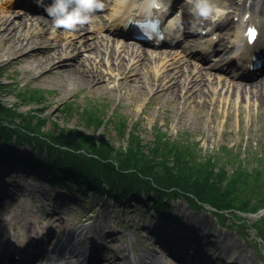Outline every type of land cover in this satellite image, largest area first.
Masks as SVG:
<instances>
[{
    "label": "rangeland",
    "instance_id": "rangeland-1",
    "mask_svg": "<svg viewBox=\"0 0 264 264\" xmlns=\"http://www.w3.org/2000/svg\"><path fill=\"white\" fill-rule=\"evenodd\" d=\"M237 1L235 0V3ZM232 2L217 0L220 6L229 5ZM20 4L18 0H0V17L9 9L12 12L10 20L17 21L19 14L25 13ZM33 6L30 8L34 11L28 12V15L35 14L41 19L46 16L42 13L44 11ZM188 9L189 6L187 7L189 12ZM107 11V8L97 10L96 19L106 23ZM6 15L9 13L6 12ZM227 16L229 18V15ZM230 24L232 25L231 20ZM46 28L49 31L46 35L59 40L63 39L64 42L65 40L71 41L73 33L57 28V26L47 27L35 21L23 29L26 34L30 35L37 34ZM92 34L85 33L87 42L97 40L96 35ZM125 40L133 42L142 50H148L151 54L158 51L153 46L144 45L135 40ZM80 51L77 59L80 62L87 61L86 56L90 55V52L87 49ZM60 56L66 59L68 54L62 51L57 56L58 65ZM126 57V61L131 59L129 56ZM209 61L214 64L212 60ZM70 62L77 61L71 60ZM107 65L104 70L108 72ZM154 65L143 66L136 78L131 76L128 81H122L118 76L110 78L105 72L104 81L88 84L77 81L71 75L64 73L65 70L60 65L57 71L44 74L49 69L48 64L43 68L31 57L18 60L15 49L10 44L0 41V67L3 72L1 79L11 84L0 92V98L6 104L17 103L20 111H26L30 107L17 101L16 95L11 92V87L19 84L23 88L31 86L44 90L46 99L41 107L44 110L41 114L51 117L60 125L67 126L78 125V118L77 114L68 118L62 116L60 108L66 102L75 100L76 104L81 105L85 104L88 98L97 99L104 105L106 104L105 112L108 114L117 111L125 115L131 123L140 122L142 137L145 141L154 138V127L159 124L173 137L183 134L190 136L191 140L197 141L205 150L213 151L222 145H228V147L233 145V148L244 152L253 149L256 152H264V94L262 99L256 100L248 95L240 94L239 91L233 93L230 89L222 88L220 84H217L215 89L219 90L220 96L214 104L212 100L215 99V95H210L211 102L207 104L200 102L202 99L193 98L192 101L188 100L185 106V103L176 100L171 95L157 96L154 89H147L146 86L138 87V84L147 83L158 72ZM149 69H153L152 74ZM231 72L236 71L232 69ZM211 73H218L221 75L220 78L225 77V74L221 72L212 71ZM213 74H209L208 78L212 79ZM261 76H249L248 80L245 78L236 80L251 83ZM32 106L38 108L39 105ZM110 134L116 144H120L113 132ZM27 150L28 146L23 143L16 144L13 148L14 153ZM6 199L7 204H10L9 208L12 207L18 216L7 223L5 231L10 238L0 237V253L5 250L8 243L11 247L25 244L28 236L33 237L38 232L37 230H52V236L57 235L58 238H62L65 232L72 230L75 224H81L85 227L79 234L73 233L70 236L71 241L75 242L83 237L86 240L85 244L87 245L88 242L92 246V256L101 257L94 264H106L103 258L110 259L109 264H115L114 252L119 253L122 249L132 257L137 253L155 252L162 264H182L184 259L177 260L169 254L170 252H163L156 243L161 236L159 229L175 224L184 230H188V227L194 228L197 237L199 233H207L211 236L212 247L220 250L219 255L225 254L229 260L224 264H264V256L254 250L249 234L248 237L243 238L242 234L232 225V219L224 215L225 221L218 222L208 210L194 209L182 198L170 200V209L166 216H152L145 211L143 200L133 207L130 201L125 204L123 200L112 203L110 198L106 201L98 200L93 194L69 191L60 184L54 185L51 189L48 180L41 173L29 170L22 165L8 166L0 162V201ZM89 206H91L90 212L88 211ZM246 216L249 221H252L259 215L247 214ZM48 255L51 256L50 253ZM133 264H140V261L135 260Z\"/></svg>",
    "mask_w": 264,
    "mask_h": 264
},
{
    "label": "trees",
    "instance_id": "trees-1",
    "mask_svg": "<svg viewBox=\"0 0 264 264\" xmlns=\"http://www.w3.org/2000/svg\"><path fill=\"white\" fill-rule=\"evenodd\" d=\"M1 68L0 92L11 85L1 79ZM11 92L30 108L20 111L17 103L0 98V161L17 160L39 171L50 185L59 183L116 202L128 203L132 195L139 201L143 191L146 207L159 216L168 212L169 200L179 197L195 208L208 205L218 220L226 212L237 221V229L251 231L257 250L264 247V214L253 221L246 216L264 209V152L228 145L205 150L190 136L173 137L159 124L154 138L145 141L140 122H129L121 112L108 114L106 104L92 98L81 105L66 102L62 116L77 114L78 125H60L41 114L46 91L17 84ZM22 143L28 150L14 153V146Z\"/></svg>",
    "mask_w": 264,
    "mask_h": 264
},
{
    "label": "bare ground",
    "instance_id": "bare-ground-1",
    "mask_svg": "<svg viewBox=\"0 0 264 264\" xmlns=\"http://www.w3.org/2000/svg\"><path fill=\"white\" fill-rule=\"evenodd\" d=\"M228 3L232 0H227ZM254 1V2H253ZM259 0H252L256 3ZM264 1V0H261ZM172 0L165 2L166 6L170 4ZM104 8L109 10V21L108 25H104L99 20H95L92 24L81 25L78 30L70 31L72 34L71 41L63 39L59 40L55 37L46 35L49 33L48 29H44L37 34H26L24 27H28L30 24L35 23L44 24L47 27H56L55 19L52 17H43L32 14L28 15L31 10L25 9V13L19 14L17 21H11L10 15H12L7 9L0 17V41H4L10 44L18 54V60L24 58L35 59L40 66L43 68L48 64L49 69L44 72L53 73L58 70L59 65L65 70L64 73L71 75L77 81L88 84H96L99 81L105 80V69L106 64L108 75L110 78H118L122 81H128L129 78L139 74L140 69L147 64H155L158 72L152 79H149L147 83L138 84V87H145L147 89L156 90L158 95H171L176 100L185 103L187 105L188 100L193 98L202 99L200 102L207 104L211 102L210 95H215L213 104L220 96L219 90L215 89L217 84H220L222 88L226 87L231 92L239 91L242 95H248L256 100L262 99L264 94V71L261 77L256 78L251 83H243L242 81L236 80L242 78L239 73L231 72L229 68H221L217 64H211L207 58L200 55L199 52L193 50H186L183 46L184 51L174 50H159L155 54H151L148 50H142L136 46L133 42L125 40L127 37H132L129 22L137 20L146 15L156 14V17L161 21V24L166 31H169L174 26L176 16H171L169 19L166 16V10L161 5L159 9L153 8V6H146L144 0H103ZM244 5V2L241 6ZM170 7V6H169ZM168 7V8H169ZM245 8V7H243ZM99 10V9H98ZM6 12L9 15H6ZM10 17V18H9ZM184 23L194 22L197 19L193 18L192 14L185 10L182 13ZM12 22V23H11ZM30 22V23H28ZM230 21L226 20L224 23L218 24V28H224L219 34L216 41H214L207 32H205L204 42L200 49H209L212 54L217 52H224L228 50V45L224 42V38L227 34V29ZM203 26V25H202ZM201 26V27H202ZM21 29H18V28ZM227 27V28H226ZM42 28V27H41ZM205 28V27H202ZM64 31L67 29L62 28ZM68 31V30H67ZM93 33L96 35L97 40L93 42H87V35L85 33ZM104 32V33H103ZM264 32V27H263ZM103 33V34H102ZM64 34V32H62ZM170 35V33L168 34ZM61 37V36H59ZM169 37V36H168ZM168 37L163 41H155L154 44L165 42L170 46L173 45L174 39L168 41ZM184 40L187 43L195 44L197 40L196 31H186ZM232 43H236V37L232 38ZM64 42V44H63ZM117 44V45H116ZM120 44V45H119ZM37 46V47H36ZM45 46L44 48H42ZM164 46H167L166 44ZM264 46V34L261 33L255 44L252 46H245L239 55H230L229 58H236L240 62H244L249 59L251 53L261 51ZM45 49L42 51L41 49ZM87 49L90 52L86 56V60L81 62L77 59L80 50ZM64 51L68 54L66 59L59 57V65L57 56ZM77 51V52H75ZM75 52V55L73 54ZM232 51H228L231 53ZM46 53V54H45ZM124 53L126 55H124ZM45 54V55H44ZM78 54V55H77ZM45 56V57H44ZM129 56L131 59L126 61ZM71 60L77 62H70ZM134 60V61H131ZM139 60V61H138ZM231 60V59H230ZM138 61V62H137ZM161 62V64H157ZM202 62V63H201ZM233 64L234 61H232ZM201 63V65H200ZM199 65V67H198ZM221 72L225 74V77L220 78L221 75H214L211 72ZM152 74L153 69H149ZM209 74H213L212 79L208 78ZM189 102V101H188ZM10 204H7V199L0 201V237L6 236L10 238L9 234L5 231L7 223L10 219H14L18 216ZM84 226L77 224L72 227V231L65 232L62 238H58L57 235L51 237L47 242V247L57 252L56 259L53 261L47 260L46 256L41 252L36 256L29 264H94V262L101 259V257L94 258L92 256V246L85 244V239L81 241H71V235L73 233L79 234ZM44 232H40L42 236ZM29 243L33 244V239L29 237ZM58 243V245L56 244ZM11 249L10 243L6 246V249ZM66 251V252H65ZM115 264H133L135 260H139L140 264H162L160 258L154 252H144L134 255V257L125 253L122 249L119 253L114 252ZM114 260V259H112ZM56 261V263L54 262ZM106 264L111 263L110 259L103 258Z\"/></svg>",
    "mask_w": 264,
    "mask_h": 264
},
{
    "label": "clouds",
    "instance_id": "clouds-1",
    "mask_svg": "<svg viewBox=\"0 0 264 264\" xmlns=\"http://www.w3.org/2000/svg\"><path fill=\"white\" fill-rule=\"evenodd\" d=\"M40 5L42 0H35ZM189 12L197 20L206 19L210 23L206 29H210L222 13L217 0H187ZM45 11L55 18L57 28L70 31L78 30L81 25L95 22V12L104 7L103 0H47L42 5ZM176 39L183 37V20L178 17L174 28ZM204 50V49H202Z\"/></svg>",
    "mask_w": 264,
    "mask_h": 264
}]
</instances>
